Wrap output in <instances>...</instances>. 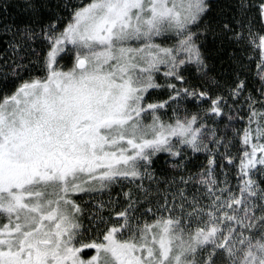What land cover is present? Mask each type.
<instances>
[{
	"label": "snow or ice",
	"instance_id": "snow-or-ice-1",
	"mask_svg": "<svg viewBox=\"0 0 264 264\" xmlns=\"http://www.w3.org/2000/svg\"><path fill=\"white\" fill-rule=\"evenodd\" d=\"M27 7L38 13L42 0H28ZM210 7L209 0H81L67 21L55 16L42 27L50 48L44 74L0 90V264H264V186L252 173L260 165L264 175V112L251 111L255 127L244 130L237 192L219 188L209 170L200 180L207 206L196 195L189 200L183 187L178 204L165 196L155 212L147 208L140 216L130 201L105 220L101 202L95 236L77 202L120 180L140 186L156 180L148 171L154 157L182 158L177 145L202 149L207 126L197 114L168 122L159 113L192 97L222 114L224 97L209 96L202 84L197 90L185 75L194 67L197 79L215 83L203 51ZM248 7L240 0L241 12ZM258 13L264 24V0ZM245 27L236 21L222 30L260 52L264 81V29ZM35 34L24 29L29 38ZM68 54L65 69L60 60ZM161 88L169 99L152 102V90ZM246 89L237 76L228 91L238 97ZM248 99L251 109L255 101ZM189 182L180 177L181 185Z\"/></svg>",
	"mask_w": 264,
	"mask_h": 264
},
{
	"label": "trees",
	"instance_id": "trees-1",
	"mask_svg": "<svg viewBox=\"0 0 264 264\" xmlns=\"http://www.w3.org/2000/svg\"><path fill=\"white\" fill-rule=\"evenodd\" d=\"M83 2L87 3L88 0H83ZM245 2L249 5V7L245 11L241 12L240 0H209L211 7L207 19L211 25V29L205 34L203 51L211 66V76L214 78L215 83H213L212 80L201 81L197 79L194 67L192 71L185 73L186 78L191 82V84L197 86V90H200L199 85L202 84L204 88L208 90L209 96L213 98H215V96L224 97L226 103L222 104L221 115H216L214 113H210L209 111L205 114L200 113L196 111L193 102H188L189 97L186 98V100L183 99L186 101L184 107L187 109V115L197 114L206 126L209 122L219 123L218 125H215L219 131L220 128H224L228 125V110L230 107L232 108L237 107L238 105H243L242 110L238 111L239 119L237 122L238 125L243 124L244 120L248 118L250 113V110H247L246 108L247 105L251 103L248 99L249 96L252 97L253 101H255L257 108L264 109L261 103L264 102V95H262V93H264V81L260 79L257 70V65L260 60V52L258 50H254L246 42H234L231 39V33L222 30V25L224 23L235 25L236 21H243L246 27L251 26L256 31L264 29V24L261 23L258 13L260 0H245ZM27 3L28 0H0V90L3 91H11L24 80L30 79L27 77L23 78L24 76L19 79L14 78L11 72L13 71V67H7L9 62L12 64L13 60L16 64H19L20 61L18 56L20 54H24L25 56L28 55L29 50L27 49V45L29 43L24 42V29L26 27L34 29L36 34L32 37H36L39 33H43L41 35H43L42 37L44 38V32L41 30L42 27L51 22L52 18L55 16L61 17L63 21H67L69 19L68 13L71 10V6L80 4L81 0H42L43 7L39 9L38 13L27 7ZM63 3H68L69 7H59ZM249 21H251L250 25L248 24ZM58 26L62 25L58 24ZM246 27L243 30L246 31ZM174 41L175 38L167 39L165 40V43L171 45ZM157 42H160V38L157 39ZM39 45L37 44L35 47H38ZM47 48L48 47L45 46V50L43 52L44 57H42L43 60L47 52L50 50V48ZM36 55L37 54H34L32 56L35 58ZM32 56H29L24 64L33 66L32 64H35V59H33ZM66 60H72L71 54H68V56L64 59H61L60 63L63 64ZM64 68L66 69L67 66H64ZM25 70L27 71V69ZM163 70L164 69L162 67L161 72H163ZM161 76L162 75H160V77ZM237 76H239L240 79L245 80L247 89L241 96L237 97L239 102L238 104H235V97L229 94L228 89L231 87ZM176 83L178 87L181 86L179 82ZM168 99L169 98H164V101ZM200 101L202 103V106L200 107L205 108V106H209L206 101ZM172 103L173 102H170L165 109L171 106ZM210 143L211 142H206L205 139L204 145L200 151H193L187 145H177V149L181 152L182 158L171 156L168 153H160L156 155L152 165L149 167V170L156 180H158L157 183H159V181L161 182L159 184L160 187L158 188V186H156L157 184L152 182L156 185L152 189H149L145 196L136 195L137 197H132L131 202L135 207L137 206V214L157 201L158 193L161 194L162 190L166 188L162 182H168L167 185L173 182L178 184L180 177L183 176L185 178V176H187V178H191L194 175L191 174L192 172L198 173L199 171L209 167L210 163L208 162L210 157H212L211 153H213L214 150L213 145ZM238 162L239 160L234 161L232 167H237ZM172 164H179L180 166L176 168L183 171V174L177 169L174 170L175 168L170 166ZM124 181L131 183L134 180L124 179L118 181L117 183L123 185ZM137 183L139 182L137 181ZM187 187L188 185L185 189H188ZM116 195L115 183L111 186L110 190L103 193L83 194L82 198H77V202L85 209V215L83 218L84 225L88 227V216L90 214H95L97 211V208L92 206L93 204H97L98 202L110 203L111 201L113 203H117L118 196ZM151 196L154 197L151 198ZM138 197L141 198L140 202L138 201ZM142 200H144L143 203ZM88 201L89 203H86ZM129 203L130 201H128V204ZM107 210L109 211L110 209ZM103 217L105 220L107 219L106 216ZM98 227H101L99 223L95 224L94 227H91L90 229H94L96 231ZM94 230L93 232L96 234L97 231L95 232Z\"/></svg>",
	"mask_w": 264,
	"mask_h": 264
},
{
	"label": "rangeland",
	"instance_id": "rangeland-1",
	"mask_svg": "<svg viewBox=\"0 0 264 264\" xmlns=\"http://www.w3.org/2000/svg\"><path fill=\"white\" fill-rule=\"evenodd\" d=\"M41 34L43 33H39L36 37H31V38L27 36L23 37L24 42L29 43L27 45L28 46L27 49L29 50L28 55L25 56L24 54L23 55L20 54L18 56L19 61H20L19 64H16L13 60L12 64L11 62H9V65H7V67L12 66L13 70L15 69V72L17 74L14 75L13 71H11L14 78L19 79L23 76H24L23 78L25 77L32 78V77H39L44 74V65H43L42 57H44L43 52L45 50V46L49 48V41L46 39L45 34H44V38L42 37L43 35ZM37 44L38 45L40 44L39 45L40 48L39 46L35 47ZM34 54H37L35 58L32 56ZM29 56H32V58L35 59V64H32L33 66L24 64V62L27 61ZM71 61L66 60L61 65L65 67L67 66L68 68L71 66ZM17 65H19V67H17ZM25 69H27V71ZM158 80L162 84L165 82L162 76L161 77L159 76ZM152 92L154 93L152 96V102H162L164 101V98H169V90L167 89L161 88V89L152 90ZM185 102L186 101L184 100H181L179 102H173L171 106H169L168 108L161 109L159 113L161 115V118L165 121L172 122V120L174 119V115H179L180 117L185 116V114L187 113V109H185L186 107H184ZM188 102H193L196 111L200 113H204V114L208 111L210 107V106L208 107L205 106V108L200 107L202 106L201 101L195 98L192 99L189 97ZM238 102H239L238 98L235 97V104H238ZM249 105H247L246 107L247 110H250L249 116L251 115V111L253 110L258 111V112H264V109L257 108L255 103L252 104L251 109ZM242 106L243 105H238L237 107H232V108L230 107V109L228 110V114H229V119L227 120L228 125H226L224 128H220V131L217 130V127L215 126L219 124L216 122L215 123L209 122L207 125V128L205 129L207 133L206 142H211L210 144H212L214 147L213 153H211L212 157H210L209 159V161H214V164H210L209 167H207L206 169L202 171H199L198 173L192 172L191 174H194V175L191 177V182H189L188 184L181 185L180 180L178 184L173 182L167 185L168 182H162L164 183V186L166 187L164 190H162L163 194L161 193L162 194L161 195L158 193L157 201H155L153 205L148 206L147 208H152L153 211L155 212L156 209L159 207L160 203L162 202L163 197L165 196L169 198H171L172 196H176V203L178 204L179 203L178 188L180 187H183L184 194L188 197L189 200L191 199L192 195H196L202 205L204 206L209 205L211 203V199L205 198V195H204L207 190L206 186L200 183L201 178L206 173H208L209 170H211V178L215 179L219 188H229L231 189L232 192L238 191V188L242 184L241 173H240V160L242 158L243 151L246 150L247 148V146H245L242 142L243 133L245 129L249 127H253V128L255 127L254 123L250 124L249 116L248 118L244 120L243 124L238 125L237 123L239 119L238 111L242 110ZM213 133H215V138L213 137ZM216 138H218L219 142H217ZM230 160H231V163L229 162ZM238 160H239L238 166L232 167L233 162L238 161ZM174 165L175 164H172L170 166H172V168H175L174 170H176L177 168L174 167ZM261 167L262 166L257 165V167L252 170V173H253V179H255L258 183L264 186V175H261L260 172H258V169ZM177 170L183 174V171H181L180 169H177ZM148 171L150 172L149 169ZM184 179L188 180L189 178L185 176ZM157 181L158 180L150 181L148 179H145L142 182V186H140L141 181H138L139 183H137V181L136 182L132 181L131 183L124 181L123 185L116 183V193H117L116 196H118V201L117 203L116 202L113 203L112 201L110 203H107V202L103 203L104 208L101 212V215L104 216L105 214H107L108 220L115 219V214L127 208L128 201H131L133 196L134 197L136 195L145 196L146 192L149 189H152L156 184H157L156 186H158L159 188L160 187L159 184L161 182L159 181V183H157ZM152 182L156 184H153ZM187 185H188L187 187L188 189H185ZM126 193L128 194V196L125 195ZM154 196H151V198H153ZM140 200L141 198L138 197L139 202ZM143 202L144 200H142V203ZM86 203H89V201ZM97 204H99V202ZM97 204H93L92 206L96 207ZM136 208L137 206L135 207V209ZM107 209H110L109 212H107ZM146 209H143L144 212L142 211V212H139L138 214L136 212V215L140 216V214L145 213ZM88 217L89 218L87 221L89 223L87 226L88 227L90 226L89 228L94 227L95 224L99 223L95 218V214H90ZM143 218L151 219V215L148 214L144 216ZM93 230L89 233L90 236H94Z\"/></svg>",
	"mask_w": 264,
	"mask_h": 264
},
{
	"label": "flooded vegetation",
	"instance_id": "flooded-vegetation-1",
	"mask_svg": "<svg viewBox=\"0 0 264 264\" xmlns=\"http://www.w3.org/2000/svg\"><path fill=\"white\" fill-rule=\"evenodd\" d=\"M107 212H109V211L107 210ZM104 216H106V217H107V214H105ZM106 220H108V218H107ZM93 235L95 236L96 234H93Z\"/></svg>",
	"mask_w": 264,
	"mask_h": 264
}]
</instances>
